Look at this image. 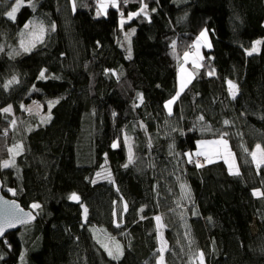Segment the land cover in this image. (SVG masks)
<instances>
[{
    "label": "trees",
    "instance_id": "1",
    "mask_svg": "<svg viewBox=\"0 0 264 264\" xmlns=\"http://www.w3.org/2000/svg\"><path fill=\"white\" fill-rule=\"evenodd\" d=\"M14 3L0 0V113L13 110L1 113L0 161L17 137L21 150L0 175L40 208L0 241V264H158L157 216L163 264H201V253L204 264H264V196L252 194L264 193V165L249 154L264 147V0H117L103 16L98 0H25L12 20ZM29 22L44 35L22 51ZM204 29L210 48L181 91L182 55ZM221 137L229 163L195 157L198 141ZM244 220L258 224L246 239ZM96 230L120 237L119 259Z\"/></svg>",
    "mask_w": 264,
    "mask_h": 264
},
{
    "label": "rangeland",
    "instance_id": "2",
    "mask_svg": "<svg viewBox=\"0 0 264 264\" xmlns=\"http://www.w3.org/2000/svg\"><path fill=\"white\" fill-rule=\"evenodd\" d=\"M117 2V0H116ZM100 3H103L105 5V7L103 9H99V5ZM112 0H98V10L100 11V15L103 16L105 15L106 11L108 8L112 7ZM122 20V19H121ZM121 20H120V24H121ZM128 19L124 20V23L127 21ZM123 23V24H124ZM121 24V25H123ZM28 27H24V31H25V34L24 36H21L20 39H19V48L20 50L22 51H25V48H28L29 50L31 49V47H33L35 44H37L43 37L44 35V31L42 29H39V28H36L32 25V22H29V24H27ZM206 30V29H204ZM203 30V31H204ZM200 36V35H199ZM198 36V37H199ZM23 45V46H22ZM259 47V46H258ZM203 48L205 49H209L210 48V38H209V33L208 31L206 30V37L204 38H201V39H197L196 42L194 43V51L193 52H184L185 53H189V57L193 56L196 60L197 57H196V54H198L201 58H202V50ZM183 54V55H184ZM189 63H185V69L186 71L183 72L184 76L186 77V79L183 77L182 73L180 72L179 75H178V81H177V87L179 90H181V86L182 84L183 85H186L189 81L192 80V78L194 77L195 73H196V70H193L192 67L190 66H187ZM198 64V63H197ZM199 65H200V62H199ZM195 65H193L194 67ZM198 67V66H197ZM185 82V83H184ZM189 84V83H188ZM228 90H229V85H228ZM8 106H11V105H8ZM8 106L4 107V108H7ZM172 106L173 104L171 105V110H172ZM3 108V109H4ZM167 112H169V109L166 108ZM28 112H32V105H30L27 109ZM35 111V110H34ZM38 113L41 112V110H36ZM1 113H6V112H3L1 110ZM9 114H12L13 115V110H12V106H11V111L10 112H7ZM38 122L39 123H44L46 122V118L44 117H41L38 119ZM16 124L15 123V120L12 121V124L11 125H14ZM221 138L219 139H210V140H200L198 141L197 143V149H195V152H194V155L195 157H201L203 158L202 161H206L207 163H211V162H215L219 159H221V156H226V153L229 152V150H225L223 145H220V144H216V143H202V142H213V141H218L220 140ZM224 139V138H223ZM225 140V139H224ZM122 142L123 144L125 145V148L127 150V162H128V154H129V148H131V152H132V156L133 158L135 157V154H134V149H133V141H132V138L126 136L125 134L122 136ZM17 145L20 146V142H19V137H17L15 139V144L14 146H12V152H11V158L10 159H7V160H3V162H1V165H3V163L5 161H13L16 157H17V154L19 153V151L21 150V148H17ZM228 145V143H227ZM257 146V145H256ZM261 149H264V147H262L260 145ZM256 150V147L254 149V151ZM197 152H203L205 153V155H200V156H197L196 153ZM230 157V156H229ZM229 157H227L229 159ZM211 161V162H209ZM229 161V160H228ZM230 162V161H229ZM231 163L233 164V161H231ZM197 164H200L199 162H197ZM11 165V164H10ZM1 168H7V167H3L1 166ZM5 192L10 195V196H13V190L11 189H5ZM33 205V204H32ZM31 205V206H32ZM30 206V208L37 212V209H33L32 207ZM157 222V221H156ZM162 223L161 221H159V225L157 223V226H158V231H159V243H160V249H159V257L157 259V262L158 264H163L162 263V256L164 254V252L166 251V242L165 240L163 239V234H162V227L161 226ZM241 227H242V231H243V234H244V238H248L250 235L254 234L255 232H257V229H258V224H257V221H254V220H244L242 223H241ZM97 233H101L102 235H100V239H98L101 243V245L104 247V246H107L108 249L112 250L113 252H115L116 250V246L119 245V248L120 250H122V245H121V241H120V237L119 236H113L110 234L107 235V234H103L101 231L99 230H96ZM105 248V247H104ZM106 250V249H105ZM108 252V251H107ZM22 263L25 262V257L22 258L21 260Z\"/></svg>",
    "mask_w": 264,
    "mask_h": 264
},
{
    "label": "snow or ice",
    "instance_id": "3",
    "mask_svg": "<svg viewBox=\"0 0 264 264\" xmlns=\"http://www.w3.org/2000/svg\"><path fill=\"white\" fill-rule=\"evenodd\" d=\"M25 5V0H15V3L11 6V10L8 11L6 13V15L8 16V18L12 19V20H15V17H16V13L18 12V10ZM27 6H30V7H35V5L32 3V0H27ZM112 7H118L117 5V2L116 0H112ZM105 7V5L103 3H100L99 5V9H103ZM147 5H144L142 8H141V11L143 12L145 9H146ZM73 10H75V0H73ZM153 11H155V9H153ZM139 13H133L132 15H130L128 18L131 19L133 15H138ZM97 15H100V11L98 10L97 12ZM124 21L123 19L121 20V24H123ZM25 27L27 28L28 25L26 24ZM53 27V30H55V25L52 26ZM206 37V30L204 31H201L200 33V36L197 38L198 40L201 39V38H204ZM261 42L260 41H255L251 47L250 50L247 51V55H252L253 53H256L259 51V44ZM23 46V45H22ZM173 49H175V42H173ZM25 51H29L28 48H25ZM186 57L189 55V53H185L184 54ZM129 58H131L130 54H129ZM214 72L213 71H210L209 72V75H213ZM38 78H45V72L44 71H41L40 72V76ZM13 83H16V78L13 77L12 80H10L8 82V84L5 85V87L7 88L9 85L13 84ZM228 85H229V93L231 95V97L233 99L236 98L237 96V93L239 91L238 87L236 84H234L232 81H228L227 82ZM185 85L182 84L181 86V91L183 90V87ZM180 95V92H177L176 96L172 97V99L168 100L165 104V107L169 109V113H171V105L173 103H175L176 99L179 97ZM139 96V94H138ZM140 99L142 101L143 97L140 96ZM3 112H10L11 111V106H8L7 108H4L2 109ZM50 119V117H48ZM202 119V117H201ZM225 124H228L229 122L228 121H225L224 122ZM202 143H216V144H220V145H223L224 149L227 150V141L223 139V137H221L220 140L218 141H213V142H202ZM114 148L118 146V144L116 142L113 143L112 145ZM20 146L17 145V148H19ZM10 152H12L13 150L12 149H9ZM245 151H248L247 149H245ZM251 156H252V159L253 161L256 163V166L257 168H260L261 165H264V149H261L260 145H257L256 146V150L255 151H252L249 153ZM197 156H200V155H205V153L203 152H197L196 153ZM231 156V153L230 152H227L226 153V156H224L223 158L225 159V163H229L228 161V158ZM133 162V156H132V152H131V148H129V154H128V163L124 165V167H128V164H131ZM189 162H191V159L189 160ZM211 162V161H209ZM10 164H14V160L9 162V161H5L3 163V165H0V166H3V167H9ZM198 167L202 166L200 164L197 165ZM232 164H229V172L230 174H234V175H239V171L236 170L235 172L232 171ZM97 176H100V173H97ZM93 183H95V181H92ZM182 188L185 189V195L186 196H189L190 194L188 193L187 189H186V186L182 185ZM253 196H264V193L260 192L259 190H254L253 191ZM69 199L71 200H74V201H78L79 200V197L73 193ZM33 209H38L40 208V205L39 204H33L31 206ZM127 209V206L125 205V210ZM86 209H85V213H86ZM32 219H35V217L33 216V214L31 212L29 213H23V210L21 209H17V208H9L5 211L4 213V217H3V220L0 221V237H3L4 236V233L7 229H10V228H14L17 224H27L29 223ZM156 221L159 225V221H160V217L157 216L156 218ZM119 226V225H117ZM106 251H108V255L112 258V259H119L120 256L123 254L122 253V250H120L119 248V245L116 246V250L115 252H113L112 250L108 249L107 246H104ZM200 262L201 264H204V259H203V253L200 254Z\"/></svg>",
    "mask_w": 264,
    "mask_h": 264
},
{
    "label": "water",
    "instance_id": "4",
    "mask_svg": "<svg viewBox=\"0 0 264 264\" xmlns=\"http://www.w3.org/2000/svg\"><path fill=\"white\" fill-rule=\"evenodd\" d=\"M9 1H15V0H9ZM0 120H1V113H0ZM0 165H1V161H0ZM1 166H0V172H1ZM73 202H77L72 200ZM9 208H17V209H21L23 210V213H29L31 212L33 214V216L35 217V219H32L29 223L27 224H17L14 228H10L7 229L4 233L3 237H0V241L3 240L7 234L9 233H13L18 231L20 228H22L25 225H29L33 222H35L37 220V214L35 211H33L30 207L25 208L23 207L20 202L18 200H16L15 198H13L12 196H9L5 193L4 191V186H3V182L1 180V175H0V221L3 220L4 217V213L7 209Z\"/></svg>",
    "mask_w": 264,
    "mask_h": 264
},
{
    "label": "crops",
    "instance_id": "5",
    "mask_svg": "<svg viewBox=\"0 0 264 264\" xmlns=\"http://www.w3.org/2000/svg\"><path fill=\"white\" fill-rule=\"evenodd\" d=\"M196 57L198 60H196L193 56H191V57L187 56L186 57L185 55H182V59H181L182 63L179 65V70L185 79H186V77L183 74V72L186 71L185 63H189L187 66H190L193 68V70H196L197 69L196 67L197 66L199 67V62L202 59L198 54H196ZM193 65H195V66L193 67Z\"/></svg>",
    "mask_w": 264,
    "mask_h": 264
},
{
    "label": "built area",
    "instance_id": "6",
    "mask_svg": "<svg viewBox=\"0 0 264 264\" xmlns=\"http://www.w3.org/2000/svg\"><path fill=\"white\" fill-rule=\"evenodd\" d=\"M189 51H190V52H193V51H194V47H190V48H189Z\"/></svg>",
    "mask_w": 264,
    "mask_h": 264
},
{
    "label": "flooded vegetation",
    "instance_id": "7",
    "mask_svg": "<svg viewBox=\"0 0 264 264\" xmlns=\"http://www.w3.org/2000/svg\"><path fill=\"white\" fill-rule=\"evenodd\" d=\"M10 196V195H9Z\"/></svg>",
    "mask_w": 264,
    "mask_h": 264
}]
</instances>
